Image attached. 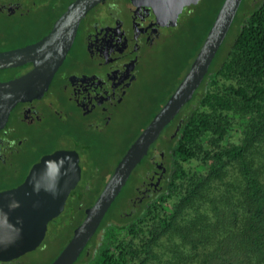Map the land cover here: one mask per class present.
<instances>
[{"label": "trees", "instance_id": "16d2710c", "mask_svg": "<svg viewBox=\"0 0 264 264\" xmlns=\"http://www.w3.org/2000/svg\"><path fill=\"white\" fill-rule=\"evenodd\" d=\"M155 151L166 168L160 187L126 214L131 197L116 205L125 184L74 264H264V0H242L193 97L133 170L142 167L139 182ZM96 174L89 168L85 179ZM95 182L72 192L82 218Z\"/></svg>", "mask_w": 264, "mask_h": 264}, {"label": "flooded vegetation", "instance_id": "af4514ba", "mask_svg": "<svg viewBox=\"0 0 264 264\" xmlns=\"http://www.w3.org/2000/svg\"><path fill=\"white\" fill-rule=\"evenodd\" d=\"M71 1L0 0V51L39 40ZM165 1L162 15L156 13L159 0H104L94 6L81 20L74 43L44 95L17 103L0 129V191L19 185L43 155L58 150L78 153L80 180L70 192L64 210L48 223L47 230L63 228L79 213L67 205L78 196L79 193L72 194L75 189L103 178L100 167L108 165L101 161L96 169L92 168L95 155L89 149L91 144L109 137L153 48L172 36V29L184 20L181 16L185 10L192 11L201 0L183 7L174 25L170 21L176 4ZM36 16L38 23L46 24L38 33L33 18ZM11 39L17 44L7 46ZM31 67L28 63L0 70V81L15 78ZM9 69L16 70L13 76L7 75ZM161 158L155 152L151 155L153 167L143 175L140 187L136 186L129 211L124 213H132L160 187L166 171ZM89 168L98 174L86 180L83 176ZM16 260L0 264H15Z\"/></svg>", "mask_w": 264, "mask_h": 264}, {"label": "water", "instance_id": "95a60500", "mask_svg": "<svg viewBox=\"0 0 264 264\" xmlns=\"http://www.w3.org/2000/svg\"><path fill=\"white\" fill-rule=\"evenodd\" d=\"M104 0H73L56 18L49 32L22 47L0 51V70L32 64L23 74L0 81V129L17 103L40 98L69 53L81 20ZM170 25L183 7L199 0H173ZM165 0L156 13L162 15ZM168 2V1H167ZM242 0H223L188 70L174 91L147 125L129 144L114 166L94 202L84 209L82 221L50 264H74L97 231L105 214L128 181L131 173L148 154L151 145L171 123L200 86L216 53L224 42ZM179 130L176 127L174 134ZM81 177L75 150H58L43 155L17 186L0 191V261L10 262L36 250L43 242L47 226L63 210L70 192Z\"/></svg>", "mask_w": 264, "mask_h": 264}, {"label": "rangeland", "instance_id": "374dc122", "mask_svg": "<svg viewBox=\"0 0 264 264\" xmlns=\"http://www.w3.org/2000/svg\"><path fill=\"white\" fill-rule=\"evenodd\" d=\"M221 1L201 0L191 9L192 11L185 10L183 16H181V18L184 17V20L181 21L178 27L172 29V36L159 46L154 47L147 57L139 82L133 89L128 103L122 109V113L117 116L111 128V134L108 138L98 140L94 145L97 149L100 145L101 150L98 149L101 151L100 159L108 167L103 169L100 167L104 176L98 182L93 197L89 199L90 201L97 197L117 160L123 155L129 144L145 127L150 117L159 110L170 92L185 75L187 65L196 52L205 28L215 15ZM37 17H33L36 24V33L41 32L46 27V24L38 23L37 20L40 19ZM15 44H17L16 40L11 39L10 43L6 45ZM155 153L157 152L155 151ZM141 169L142 167L138 166L133 174ZM141 173L139 171L137 174L139 178L133 176L126 183L116 201L119 210L127 204L126 198H133L134 195L132 193L135 191L136 186L140 187L139 181L141 177L139 175ZM83 177L85 178V173ZM71 204L68 203L67 205L72 207ZM129 207L130 205L126 206V208L122 209V212H128ZM64 215L65 213H63L62 217ZM73 217L66 222L63 230L62 228L54 231L48 229L41 246L20 256L14 263L47 264L64 248L73 227L81 220L82 215L78 213ZM97 237L99 240L101 233Z\"/></svg>", "mask_w": 264, "mask_h": 264}]
</instances>
